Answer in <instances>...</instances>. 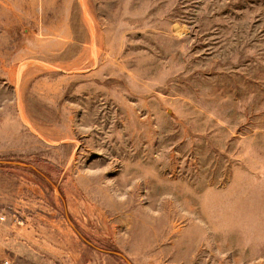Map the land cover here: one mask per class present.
<instances>
[{"label":"rangeland","instance_id":"374dc122","mask_svg":"<svg viewBox=\"0 0 264 264\" xmlns=\"http://www.w3.org/2000/svg\"><path fill=\"white\" fill-rule=\"evenodd\" d=\"M264 264V0H0V264Z\"/></svg>","mask_w":264,"mask_h":264},{"label":"built area","instance_id":"2783aa9c","mask_svg":"<svg viewBox=\"0 0 264 264\" xmlns=\"http://www.w3.org/2000/svg\"><path fill=\"white\" fill-rule=\"evenodd\" d=\"M4 262H5L4 264H12L13 263L12 260H10V259H5Z\"/></svg>","mask_w":264,"mask_h":264}]
</instances>
